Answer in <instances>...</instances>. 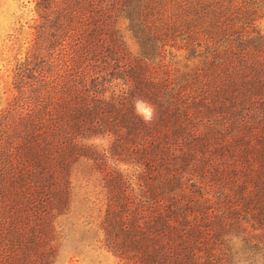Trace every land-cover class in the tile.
<instances>
[{
  "label": "trees",
  "instance_id": "1",
  "mask_svg": "<svg viewBox=\"0 0 264 264\" xmlns=\"http://www.w3.org/2000/svg\"><path fill=\"white\" fill-rule=\"evenodd\" d=\"M34 13L0 97V264L58 262L79 177L118 264H264V0Z\"/></svg>",
  "mask_w": 264,
  "mask_h": 264
},
{
  "label": "rangeland",
  "instance_id": "2",
  "mask_svg": "<svg viewBox=\"0 0 264 264\" xmlns=\"http://www.w3.org/2000/svg\"><path fill=\"white\" fill-rule=\"evenodd\" d=\"M36 0H0V97L4 103L11 96V65L14 57L24 55L29 38L28 26L36 18ZM264 32V21L260 25ZM14 37H19L22 48L12 46ZM131 49L137 48L130 43ZM137 112L146 120L152 117L151 109L144 104L137 105ZM123 170L126 166L121 167ZM132 187L137 181L132 171H126ZM71 213L61 221L63 242L60 257L56 264H118L117 260L101 248V233L96 226L98 212L97 188L87 185L81 177L75 181ZM94 220V221H93ZM93 222V224H89Z\"/></svg>",
  "mask_w": 264,
  "mask_h": 264
}]
</instances>
